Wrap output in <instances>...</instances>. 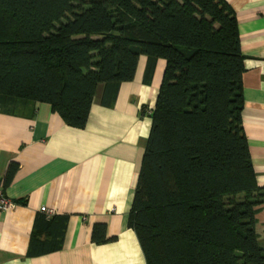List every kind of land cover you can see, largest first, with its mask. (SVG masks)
Instances as JSON below:
<instances>
[{
  "label": "trees",
  "instance_id": "1",
  "mask_svg": "<svg viewBox=\"0 0 264 264\" xmlns=\"http://www.w3.org/2000/svg\"><path fill=\"white\" fill-rule=\"evenodd\" d=\"M140 55L145 82L165 61L129 212L146 264H264V190L242 130L244 57L226 0H0V111L47 102L83 127L97 86L111 106ZM66 220L52 215L45 231L58 223L61 237ZM91 239L108 241L105 227ZM43 243L33 232L28 254L61 238Z\"/></svg>",
  "mask_w": 264,
  "mask_h": 264
},
{
  "label": "crops",
  "instance_id": "2",
  "mask_svg": "<svg viewBox=\"0 0 264 264\" xmlns=\"http://www.w3.org/2000/svg\"><path fill=\"white\" fill-rule=\"evenodd\" d=\"M226 1L244 57L242 130L264 190V0ZM146 62L140 55L111 106L97 86L83 127L68 125L47 102L0 111V189L16 203L0 211V264H146L129 212L165 61L156 62L149 82ZM41 207L67 217L61 237L58 223L45 231L50 217ZM96 224L108 241H92ZM255 228L264 245V205ZM33 232L42 246L61 238L60 249L29 255Z\"/></svg>",
  "mask_w": 264,
  "mask_h": 264
},
{
  "label": "built area",
  "instance_id": "3",
  "mask_svg": "<svg viewBox=\"0 0 264 264\" xmlns=\"http://www.w3.org/2000/svg\"><path fill=\"white\" fill-rule=\"evenodd\" d=\"M15 201L11 200L10 198H8L2 189H0V211H5L8 210L10 208H13L15 206ZM41 212H44L46 214V216L49 218L52 215H54V211L52 209H47L45 207H41L40 208Z\"/></svg>",
  "mask_w": 264,
  "mask_h": 264
}]
</instances>
